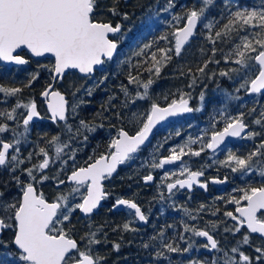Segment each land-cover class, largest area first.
Returning a JSON list of instances; mask_svg holds the SVG:
<instances>
[{
	"label": "snow or ice",
	"instance_id": "1",
	"mask_svg": "<svg viewBox=\"0 0 264 264\" xmlns=\"http://www.w3.org/2000/svg\"><path fill=\"white\" fill-rule=\"evenodd\" d=\"M120 0H112V6L107 9L113 17L122 16L123 19H128V13H121L118 8ZM201 6L199 9L195 6L187 9L186 6L180 13L172 14L168 25L173 27V31L161 35L158 39L169 41L172 46L166 48H158L157 52H153L151 56V65L147 69L150 73L147 81H142L138 76H132L129 73V83L137 84L138 87L144 89L143 92L137 91L131 100H125L123 107H127L129 103H134L136 100H145L149 98V88L155 82L154 78H158L162 68L165 67L172 59L173 55L179 58L182 56L185 46L190 42L196 34V29L199 23H202L206 18L205 13L213 0H200ZM98 0H0V61L14 62L17 65H24L28 60L23 56L14 54L17 49L26 48L33 56L42 57L46 53L52 54L55 63L53 65L40 66L49 67V74L53 81L62 80L63 75L67 70L76 69L79 73L91 76L95 70V66L103 65L105 60H111L117 53L119 41L110 39V34L119 35L122 26L116 23L115 26L111 22H104L96 19V9ZM175 0H167V4L160 11L170 13L175 8ZM233 5L231 0H224V9L221 12L222 17L227 18V23L223 25L220 31L215 32V38L219 39L222 36L227 37L233 32L238 33L240 30L254 29L251 36L245 35L240 37V44L236 45L235 56L238 57L234 63L238 65L237 68L229 69L228 71H221V76L231 78L232 73L238 76L242 75L243 79L239 85L237 92L244 89L248 94L264 93V5L259 8L256 7H236L232 11ZM182 17L186 18L183 26H179ZM175 22V24H173ZM215 21H209L204 24V28L210 32L213 30ZM209 41L214 38L209 35ZM153 47V43L143 45L139 51L134 52V56H140L145 49ZM203 51V49L201 50ZM216 49L213 48V53ZM159 53V57L157 55ZM254 54V55H253ZM227 59V58H226ZM211 60V58H210ZM210 60H205L203 66L199 67L196 74L192 73L189 68L187 73L181 70L180 75L191 76L188 84L189 88L195 86L197 77H203ZM130 64V58L127 61ZM125 63V61H120ZM218 63V61L216 62ZM139 66V65H138ZM214 75V74H213ZM39 76V71L31 74L28 80L30 86ZM209 79L212 77L209 76ZM107 79L104 76L97 84L86 89V94L91 96L95 88L99 87ZM84 86L76 88L73 95L83 89ZM121 91L126 98L130 95L126 86L121 85ZM22 91L21 88H5L0 86V93H4L6 97L15 96ZM179 99H172L165 107L153 101L150 107L145 112H132L128 120L131 124L138 125L134 134L123 127L117 130L116 136L112 137L108 144L107 154H102L98 158L87 163L86 166L76 168L70 175L67 176V181L71 182L69 191L58 193L52 202H49L42 193H38L36 185L50 179L44 174L43 170L49 168L51 164L57 161L61 163L60 172L64 170L67 160H61L64 150L67 149L76 137L82 135L83 131L89 133L95 132L97 127L103 125H94L90 122L81 120L79 126L73 133V126L67 124L66 117V100L65 96L53 89V83H48L44 90L40 93L48 101V111L51 113V120L56 122L65 121V129L69 133V140L67 143L61 144L59 142L60 136H52L47 141L49 145L54 146L55 157H51L45 148H40L37 155H42L43 159L38 164H33L29 168L21 169V165L25 163L24 159L20 158V147L22 139H26V133L29 131V124L35 117H39L40 113L37 110L35 100H29L27 103L17 101L13 109L7 112V119L13 120L16 109L23 108L26 114L23 116L22 124L24 126V133H15L17 139L11 142H5L0 139V169H5L9 172L11 180L19 189L18 195L5 199V192L0 191V233L4 230H12L13 236L11 244L15 246V253L3 252L0 253V264H101L104 257L92 253V246L101 243L97 239V233L100 232L103 226H99L92 231V225L89 224L90 231L81 236V241H87L85 248L82 250L77 240L71 238L70 232L72 229L66 230L65 222L71 224V215L78 209L85 216L90 217L91 214L98 208L100 202L107 198L108 193L105 192L102 181L111 178L117 167L131 161L139 153L141 148L149 141L154 129L161 122L169 117L181 116L185 113L202 111V107L192 108L189 104L191 98L190 93H184L182 90H177ZM114 96H110L106 102L109 107H112L111 101ZM238 95H232L225 92L224 103L216 110L215 116L224 122L222 130L211 132V136L207 137L205 133L202 136L193 139L189 137L183 145L177 148L170 149V155L159 159L156 162V153L163 147V143L154 147L151 155L152 163L149 165L148 161H144L143 165H147L152 169H162L166 165L180 162L179 176L183 179L176 178L173 182L166 184V189L169 198L180 189L191 190L194 184H199L200 187L207 189V183H201L199 178L204 176L203 167L201 170L192 171L187 163L182 159L186 155L200 156L206 149L213 153L221 150L226 138H246L253 139L261 136L262 133L246 132L249 125L245 122V113L243 111L232 116L227 111V103L232 100H239ZM199 100L203 103L205 94L202 91ZM84 101H80L83 103ZM79 105L72 106V112L75 114ZM107 111V108L104 109ZM255 112V108L251 109L249 115ZM4 112H0V116H4ZM101 115V113H97ZM116 118L121 119L119 112L116 113ZM264 121V109L260 113V118L253 121L254 124L260 125ZM217 119L214 117L211 121L213 129L217 124ZM191 126V125H190ZM9 130L7 124H0V133H5ZM177 136L180 132L175 133ZM47 136V133L43 134ZM84 140L88 137L85 135ZM171 137H165L166 142ZM205 139L207 142L205 143ZM199 142V150L194 151L191 145ZM14 151L9 154V150ZM187 149V151H185ZM68 157V160H74L75 152ZM33 153H29L27 160H31ZM223 166L230 167L233 173H241L243 178L248 173H253L259 169L258 174L264 177V139H261L254 149L246 156L237 155L231 149L224 160L219 161ZM26 174L27 180L22 179L20 175H15L17 171ZM35 173H39L37 179ZM59 174V173H58ZM177 173L166 172L162 177L161 183L170 178H174ZM56 179L57 185H64L65 180ZM145 183L153 181L154 177L151 172L143 177ZM212 183L223 184L226 182L216 177L210 178ZM8 181L4 182V187L7 188ZM87 188L86 195H80L81 188ZM159 188V186H158ZM243 194L239 199L231 197L226 203L235 204V213L232 211H225L224 216L235 221V225L231 228H225V231H231L234 234L240 233L244 226L248 231L245 232L242 241L243 245L250 244L251 234H259L264 238V184L260 187H246L240 189ZM80 195L79 203H72V201ZM160 198L164 199L163 192L160 193ZM245 201V204H241ZM123 206L129 209V215L134 219L146 222L148 217L144 214L141 207L132 199L117 198L112 205L113 209ZM205 206L200 205V211ZM218 211V210H217ZM185 215L191 216L190 210L184 209ZM216 213H213L215 215ZM238 214V215H237ZM192 219L196 217L192 216ZM131 221L125 222L121 227L123 231H136L132 228ZM212 229H215L217 223L210 222ZM172 227V225H168ZM184 232H190L194 237L206 238L207 243L202 245L208 251H223L219 247V243L214 239L213 235L208 230H202L195 226L184 224ZM184 232L179 234L181 241L185 240ZM106 236V234H105ZM159 240L160 248L155 252L156 257H165V250L168 253L188 252L193 244L190 242L188 247L181 249L179 245H174L173 239L165 242V233L162 229L156 236L150 237V241ZM4 243L7 248V242ZM149 242H145L143 247L148 248ZM119 243L113 242V249L118 251ZM232 253H238L239 258L230 256L228 252H224L222 258L213 257L211 264H219L222 259V264H264V246H257L254 248L255 257L245 254L240 248L233 246ZM75 253V255H74ZM190 264H207L205 261H192Z\"/></svg>",
	"mask_w": 264,
	"mask_h": 264
},
{
	"label": "trees",
	"instance_id": "2",
	"mask_svg": "<svg viewBox=\"0 0 264 264\" xmlns=\"http://www.w3.org/2000/svg\"><path fill=\"white\" fill-rule=\"evenodd\" d=\"M231 3L233 5L231 10L234 11L236 7L259 8L264 5V0H231ZM166 4L167 0H120L118 4L119 11L128 13V19L125 20L122 16L113 17L107 11L112 6V0H98L95 18L104 22H111L113 26L116 23H120L122 26L119 35L110 36L111 39L119 41L115 58L105 60V63L97 68L91 76L84 77L72 70L67 72L62 80L55 81V87L65 94L68 100L67 124L73 126V133H75L81 120L94 125L102 124L103 127H97L96 131L91 133L83 131L82 135L72 140L61 156V160L68 161L62 172H60V161L51 164L48 169L43 170L44 174L49 176L50 179L37 184L36 189L48 201H53L58 193L67 192L71 187V183L67 182L58 186L56 179H51V177L66 181L67 176L73 170V166L76 168L86 166L87 163L92 162L89 157L94 160L102 154H107L109 151L108 144L112 137L116 136L119 128L123 127L130 134H134L138 125L131 124L128 120L132 112H145L153 101L160 104V106H165L172 99H179L178 89L184 93L191 94L189 103L192 108L202 107V111H194L161 124L133 160L120 165L111 178L104 180V190L108 193V196L103 200L102 206L90 217L82 216L76 209L70 217L71 224L65 222V229H72L70 236L78 241L82 250L85 248L87 241H81L80 238L90 231L89 224L93 226L92 231H95L99 226H103L96 237L101 243L92 246L94 256L99 254L104 257L101 264H190V262L197 260L211 264L209 251L199 246V237H194L190 232H184V224L195 226L199 229H207L204 224L197 223L196 219L191 218L197 215L193 202L186 196H183L180 200L165 196V183L168 180L161 183L162 177H164L166 172L180 171V162L170 165L165 172L161 169H152L147 165L142 166L143 162L148 161L149 165L152 163L150 154L153 152L154 147L160 143H163V147L156 153L157 163L160 158L171 154L170 149L183 145L188 141L189 137L195 139L205 133L207 137H210L213 130H222L224 122L218 116H215V113L224 103L225 92L240 97L239 100H232L227 103L228 113L235 116L243 111L245 113L244 120L249 125L247 131L262 133L261 138L264 139V121L260 125L253 123L254 120L260 118V113L264 109V93L248 94L244 89H240L237 92L236 90L239 88L243 76H238L236 73H232L231 78L220 75L221 71H228L238 67L234 63L238 58L235 56L236 45L240 44L241 36H251L256 31L254 29L240 30L238 33L233 32L227 37L222 36L216 39L215 32L220 31L223 25L227 23L226 14L223 17L221 15L224 9V0H213V3L208 6L205 13L206 18L202 23L198 24L196 34L185 46L182 56L177 58L173 55V59L162 68L159 77L154 78L155 82L149 88V98L136 100L134 103H129L127 107L122 106L125 100H131V97L135 96L137 91H144L137 84L129 83V73L132 76H138L142 81H147L150 76L147 69L152 63V53L157 52L158 48H166L174 44L172 37H169L168 41L158 39L161 35L174 30L167 23L171 20V15L183 11L184 8L182 6H186L187 9H191L194 6L199 9L201 6L200 0H175L176 6L170 13L161 12L160 10ZM185 20L186 18L182 17L179 26H182ZM209 21H215L211 32L204 28V24ZM209 35L214 38L213 41L207 39ZM169 41H172V44ZM149 42L153 43V47L145 49L140 56L133 55L134 52L139 51L143 45ZM213 48L216 49L215 53H213ZM202 49L203 51H201ZM18 54L27 59L28 63L9 66L0 61V86L22 89L15 96L6 97L4 93H0V112L5 113L4 116H0V124H7L9 127L8 131L0 133V139L10 142L18 138L14 135V132L24 133L22 117L26 111L23 108L16 109L13 120L7 119V112L13 109L18 100L27 103L29 100L37 99L47 84L53 81L46 70L47 67H43L46 71H43V68L40 67L42 65L49 66V62L34 58L26 50H20ZM157 55L159 57V53ZM129 58L130 64L127 62ZM205 60H210L205 74L203 77L198 76L195 86L189 88L188 84L191 76H181V70L187 73L188 69L191 68L192 73L196 74L197 69L203 66ZM120 61H125V63H120ZM217 61L218 63H216ZM37 71H39L38 78L30 86L26 87L31 74ZM104 76H107V79L99 87L95 88L91 96H88L86 89L97 84ZM209 76L212 78L209 79ZM121 85L126 86L129 90L130 95L127 98L121 91ZM80 86L84 87L81 91L76 92L74 96L73 92ZM202 91L205 94L203 103L199 100ZM110 96H114V99L110 102L112 107H109L106 103ZM80 101L84 102L80 103ZM73 105H79L75 114L72 112ZM105 108H107V111L104 110ZM253 108H255V112L249 115L250 110ZM117 112L120 113L121 119L116 118ZM97 113H101V115H97ZM16 116H19V118L16 119ZM214 117L218 122L213 129L211 121ZM14 127L15 130L11 134ZM28 128L29 131L25 134L26 139H22L19 145L21 149L20 158L25 160V163L21 165V169L29 168L33 164H38L42 161L43 156L37 155L42 147L49 152L51 157H55L54 146L47 143L52 136L59 135L61 144L67 143L69 140L70 134L65 129V122L40 121L37 127ZM177 131L180 132L179 136L175 134ZM45 133H47V136L43 135ZM85 135L88 137L87 141L83 138ZM169 136L171 138L164 142L165 137ZM255 138L251 140L243 138V140H246V144L243 145L244 143L238 142L235 148H231V150L237 155L246 156L254 149L256 145ZM204 142L206 143L207 139ZM200 146L199 142L191 145L194 151L199 150ZM74 149L77 150L74 160H68ZM13 151L14 149H12L11 153ZM30 152L33 155L29 161L26 157H28ZM219 154V161H221L225 159L228 151L219 152ZM210 155L211 153L206 149L198 157L186 155L182 159L191 169L196 168V164L209 163ZM150 172L154 179L147 184L144 182L143 177ZM15 175H20L22 179L27 180L26 174L19 170ZM35 175L39 179V173H35ZM5 181H8L7 188L4 187ZM0 191L5 192V199L14 197L19 193V189L15 186L9 172L5 169H0ZM84 191L85 187L81 188L80 195H84ZM161 192H163L164 199L160 198ZM80 195L72 203H79ZM117 198L134 200L148 217L147 223L145 225L140 224L134 219V214L133 216L129 215V209L116 211L110 209L112 201ZM185 208L190 210L191 216L185 215ZM207 210L208 208L206 207L200 211V221L208 219ZM127 221L132 222L131 226L136 231L122 230L121 226ZM168 225H172V227H168ZM162 229L165 233V242L175 237L174 245H179L181 249L188 247L190 242L193 247L188 252L168 253L165 250V257H156L155 252L157 248H160V243L159 240L150 241V237L156 236ZM181 232H184L185 235V240L183 241L179 239ZM12 236V230H4L2 232L0 241L7 242L8 246L5 248L4 243H0V253H15L17 251L10 242ZM113 242L120 244L118 251L113 249ZM145 242H149L153 246L144 248Z\"/></svg>",
	"mask_w": 264,
	"mask_h": 264
},
{
	"label": "flooded vegetation",
	"instance_id": "3",
	"mask_svg": "<svg viewBox=\"0 0 264 264\" xmlns=\"http://www.w3.org/2000/svg\"><path fill=\"white\" fill-rule=\"evenodd\" d=\"M34 58L49 62V67L54 64V59L52 57H34ZM9 66H17V65H9ZM49 67L46 68V70L48 72H49ZM42 70L44 71L45 69L43 68ZM58 80H60V79H58ZM55 81H52V83H54V89L58 90L55 87ZM40 96L41 95L39 94V97L37 99H34V100L37 104V110L40 113L41 118L38 121L30 122L28 127H37L38 122H40V121L49 120V121L55 123L54 121L51 120V118H50L51 116L49 115V113L47 112V109L45 107V101ZM66 116H67V114H66ZM56 122L63 123L65 121L57 120ZM22 127L24 128L23 124H22ZM246 132H249V131H247V129H246ZM261 139H262L261 136H257L254 139V141L256 144H258ZM4 141H8V140H4ZM8 142H10V141H8ZM238 142L244 143L243 145L246 144V140L245 139L243 140V137L235 138V139H233L227 143H224L221 146V150L216 151L215 153H213L211 150H208L211 153V155H210L211 159H209L210 160L209 163H199V164L195 165L196 168H191L192 171H198V170H201V168L203 167L204 176L200 177L199 180L201 183H205V182L207 183V189L200 187L199 184H194V186L191 190H189L187 188L180 189V190L176 191L173 196H171L172 198H175L177 200H180L183 196L189 197V199L193 202V205H194L193 207H194L195 211L200 209V205H202V204L205 206L204 208H206V207L208 208L207 213H206L208 216V219L206 221H200L201 220V218L199 216L200 211H201L200 210V211H196V214H197L196 215V222L204 224V226L207 227L206 230H208L210 232V234L213 235L214 239H216L218 241L220 249L223 250V251H219V252H217V251H211L210 252L209 251L211 261H212L213 257H217L218 259L222 258L224 255V252H228V254L230 256L234 255L238 259L239 254L231 252V248L233 246L240 248L241 251H244L245 254L253 257V259H254L255 255H256L254 252V248L257 246H264V238H261V236L259 234H251L249 245H243L242 243H240V241H242V238H243L245 232L248 231L246 226L243 227V229L240 233H236V234H234L231 231H228V232L225 231V228H231L236 223L231 218L224 216L225 211H232L235 213V207H236L235 204H229V203H226V201L231 199V197H235V198L239 199V196L243 194L241 191H239L240 189H243V188H246L249 186L260 187L261 184H264V177H261L258 174L259 169H256V171H254L253 173H248L247 175H245L242 178L241 173H239V172L233 173L231 171L230 167L223 166L219 163V155H220L219 152H224V151H228L231 148H235V145H237ZM11 151H12V149H11ZM166 170H168V167L164 170V172ZM170 173H172V172H170ZM175 173H177V175L172 179H168V181L165 183V196L169 197V194H168L167 189H166L167 183L173 182L174 179H176V178H180V179L184 178V177L179 176V172H175ZM212 177H216L220 180H224V178L227 177V180L223 184H215V183L211 182L210 178H212ZM115 200L116 199H114L112 201V203L110 205V209H112V205L114 204ZM245 203H246L245 201H241L242 205ZM119 209H127V208L122 206L116 210H119ZM212 209H214V210H212ZM213 213H216V214L213 215ZM82 216H84V215H82ZM210 222L217 223L218 226L215 229H212L210 226ZM202 230H205V229H202ZM199 240H200L199 246H201V247H202V245L207 243V241L205 239H202L201 237H199ZM203 249H205V248H203ZM205 250H207V249H205ZM219 264H222V259L219 260Z\"/></svg>",
	"mask_w": 264,
	"mask_h": 264
},
{
	"label": "water",
	"instance_id": "4",
	"mask_svg": "<svg viewBox=\"0 0 264 264\" xmlns=\"http://www.w3.org/2000/svg\"><path fill=\"white\" fill-rule=\"evenodd\" d=\"M186 21V20H185ZM183 26V25H182ZM181 26V27H182ZM110 35H112V34H110ZM110 38V37H109ZM111 39V38H110ZM20 50H26V51H28L26 48H21V49H17L16 51H15V53L14 54H16V55H19V54H17L18 53V51H20ZM29 52V51H28ZM30 53V52H29ZM31 54V53H30ZM32 55V54H31ZM116 55V54H115ZM115 55H114V57H115ZM21 56V55H20ZM33 56V55H32ZM33 57H35V56H33ZM42 57H52L53 59H54V57L52 56V54H50V53H46L44 56H42ZM1 62H3V63H5V64H7V65H17V64H15L14 62H8V61H1ZM54 63H55V60H54ZM102 65H98V66H95V70L97 69V68H99V67H101ZM76 71L77 73H79V71L78 70H76V69H70V70H67L66 71V73L67 72H69V71ZM94 70V71H95ZM65 73V74H66ZM94 73V72H93ZM92 73V74H93ZM64 74V75H65ZM81 76H85L86 77V75L85 74H82V73H79ZM63 75V76H64ZM53 89H54V83H53ZM54 90H56V89H54ZM56 91H59V90H56ZM63 94V93H62ZM64 95V94H63ZM65 96V95H64ZM44 101H45V107H46V109H47V112L49 113V115L51 116V113L48 111V107H47V104H48V101H47V99L45 98V97H43V96H40ZM65 100H66V102H67V99H66V97H65ZM190 104V103H189ZM165 106H167V105H165ZM165 106H161V107H165ZM66 113H67V103H66ZM185 114H189V113H185ZM185 114H182V115H185ZM181 115V116H182ZM176 117H179V116H176ZM41 117L39 116V117H35L34 119H33V121H38L39 119H40ZM172 118H175V117H169V118H167L165 121H167V120H169V119H172ZM165 121H163V122H165ZM163 122H161L159 125H157L156 126V128L154 129V131L163 123ZM153 131V132H154ZM246 131V130H245ZM233 139H235V138H232V137H228V138H226V140H225V142L224 143H227V142H229V141H231V140H233ZM5 142H8V141H5ZM11 152V149L9 150V153ZM171 165V164H170ZM170 165H166L164 168H162L161 170L162 171H164L167 167H169ZM120 166V165H119ZM118 166V167H119ZM118 167H117V169H118ZM116 172V171H115ZM114 172V173H115ZM113 173V174H114ZM71 174V173H70ZM69 174V175H70ZM66 182H68L67 181V179H66ZM104 181H102V183H103ZM145 182V181H144ZM152 182V181H151ZM151 182H148L147 184H149V183H151ZM68 183H71V182H68ZM87 194V188H86V190H85V194L84 195H86ZM103 201V200H102ZM102 201L100 202V205L98 206V208L96 209V210H94V212L93 213H95L100 207H101V205H102ZM116 201V200H115ZM115 201H114V203H115ZM49 202H52V201H49ZM120 207H122V206H120ZM120 207H118V208H120ZM117 208V209H118ZM113 209V208H112ZM113 210H116V209H113ZM79 211V210H78ZM80 212V211H79ZM80 214L81 215H84L83 213H81L80 212ZM85 216V215H84ZM139 221V220H138ZM142 225H145L146 224V222H143V221H139ZM1 234L2 233H0V237H1ZM202 238V237H201ZM202 239H205L206 240V238H202ZM207 241V240H206ZM14 246V245H13ZM14 248H15V246H14ZM16 249V248H15Z\"/></svg>",
	"mask_w": 264,
	"mask_h": 264
},
{
	"label": "rangeland",
	"instance_id": "5",
	"mask_svg": "<svg viewBox=\"0 0 264 264\" xmlns=\"http://www.w3.org/2000/svg\"><path fill=\"white\" fill-rule=\"evenodd\" d=\"M18 118H19V116H16V119H18ZM14 130H15V127L12 129L11 134H13Z\"/></svg>",
	"mask_w": 264,
	"mask_h": 264
},
{
	"label": "bare ground",
	"instance_id": "6",
	"mask_svg": "<svg viewBox=\"0 0 264 264\" xmlns=\"http://www.w3.org/2000/svg\"><path fill=\"white\" fill-rule=\"evenodd\" d=\"M65 95V94H64ZM68 101V100H67ZM67 117V116H66ZM116 211V210H115Z\"/></svg>",
	"mask_w": 264,
	"mask_h": 264
}]
</instances>
